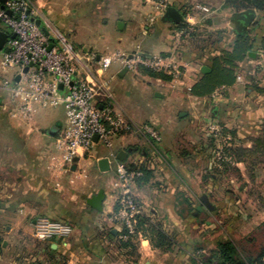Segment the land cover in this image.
Wrapping results in <instances>:
<instances>
[{"label":"crops","instance_id":"1","mask_svg":"<svg viewBox=\"0 0 264 264\" xmlns=\"http://www.w3.org/2000/svg\"><path fill=\"white\" fill-rule=\"evenodd\" d=\"M30 5L32 15L47 28L52 27V15L73 33L81 24L98 29L106 41L96 48L83 47L96 61L113 54L105 55L114 41L115 52L161 54L178 64L180 72L162 79L142 67L125 70L124 64L114 62L116 75L128 77L131 91L143 94L134 111L113 98L116 113L133 125H150L160 140L136 128L118 136L112 144L116 155L131 149L123 160L109 162L107 171L97 163L109 152L100 144L80 151L74 170L72 165L63 167L58 136L45 132L53 123L11 116L4 107L7 91L0 85V109L5 112L0 114V264H199L198 247L211 249L221 240L236 245L240 237L255 236L256 230L260 248L264 203L241 199L264 200V163L257 165L253 178L242 162H231L234 173L208 174L215 166L222 168L215 148L250 147L264 123V91L256 90L264 88V52L258 49L263 26L249 28V35H255L251 51L258 56L237 62L234 83L195 96L190 90L201 77V67L230 49L235 39L229 26L232 10L223 7V0H173L171 6L197 28L195 34L180 37L175 34L178 24L163 21L150 0H34ZM0 30L9 32L3 25ZM62 112L60 128L65 122ZM119 162L141 170L133 192L142 213L174 237L170 250L155 248L141 234L133 240V250L121 246V228L112 220L120 191L114 172ZM142 168L146 173L139 179ZM221 182L228 186L221 187ZM100 189L104 199L97 211L87 199ZM203 197L214 207L203 206L197 217H185L184 198L196 207ZM39 216L70 224V236L36 239ZM35 239L38 244L32 243Z\"/></svg>","mask_w":264,"mask_h":264},{"label":"built area","instance_id":"2","mask_svg":"<svg viewBox=\"0 0 264 264\" xmlns=\"http://www.w3.org/2000/svg\"><path fill=\"white\" fill-rule=\"evenodd\" d=\"M150 2L154 11L162 15L173 0ZM32 13L29 0H0V23L9 28L0 49V85L7 91L4 107L9 114L29 120L40 108L61 106L65 122L58 133V146L62 150L61 165L67 169L80 151L89 152L97 144L109 150L106 156L109 162L115 160L113 138L133 128L159 141L160 135L150 125H133L116 113L109 81L101 74L113 62H120L129 70L142 67L172 76L178 75L180 66L161 54L115 52L98 59V67L92 74L74 46L58 30L52 32L49 27L36 24ZM196 30L194 24L187 22L175 34L188 36ZM114 172L120 191L112 220L125 229L126 233L120 236L127 239L134 234L136 215L141 211L133 185L142 172L122 162L115 165ZM71 232L70 224L46 216L37 217L34 223V236L38 240L66 239Z\"/></svg>","mask_w":264,"mask_h":264},{"label":"trees","instance_id":"3","mask_svg":"<svg viewBox=\"0 0 264 264\" xmlns=\"http://www.w3.org/2000/svg\"><path fill=\"white\" fill-rule=\"evenodd\" d=\"M223 7L230 8L232 11H240L247 8L255 9L256 13L258 12L259 14H256L251 25L252 30L254 28L256 29L260 24L264 28V0H223ZM185 26H187V22L177 25L178 28ZM195 33L196 31L190 35ZM254 42L255 35L251 36L249 32L245 35H235L231 48L222 50L219 55L211 58L206 64L210 70L201 74L200 79L191 87V94L195 96H207L217 87L232 85L236 79L237 62L243 60L247 56V53L253 49ZM258 49L264 52V33L260 37ZM143 70L154 77L162 79L167 77L166 74L162 72H154L144 68ZM256 90L263 92L264 88L257 87ZM222 130L227 131L225 128H222ZM222 151V159L220 160L222 168H217L215 166L213 172L208 174L209 177H212L214 174H224L227 171L236 172V168L231 162H242L245 165L248 176L253 178L257 165L264 163V123L262 124L259 135L252 139L250 147L233 144V146H224ZM226 158H228V160H226ZM142 170L143 176L139 179H142L146 173L145 168H142ZM136 201L138 205H140L137 198ZM184 203L186 205L185 217H197L202 211L203 206H205L202 202L201 206L194 207L186 198H184ZM213 207L214 206H212V208ZM180 215L183 216L182 212ZM262 227L264 230V221L262 222ZM125 233V229L120 230V235ZM139 234L147 237L150 243L160 250H170L174 245V237L170 233L165 232L162 228V224L158 220H152L150 216L142 213V211L136 215L134 234H130L127 239H120L121 246L133 250L135 247L133 240L138 238ZM196 251L199 264H264V244L253 257L243 255L237 246L230 240L218 241L215 247L209 250L198 247Z\"/></svg>","mask_w":264,"mask_h":264},{"label":"rangeland","instance_id":"4","mask_svg":"<svg viewBox=\"0 0 264 264\" xmlns=\"http://www.w3.org/2000/svg\"><path fill=\"white\" fill-rule=\"evenodd\" d=\"M31 3L34 2V0H29ZM49 20L51 22V26H48L49 29L51 30L52 28V32L54 30H58L76 49V51L78 53H80V55L83 57L84 61H85V65H87L90 73L94 74V70L95 68L98 67V63L96 62V60L93 58H91L90 52L86 53L83 50V47H93L95 46V48L97 46H99L100 44H103L106 40H102L99 36V32L98 29H89L87 28L84 24L79 25L78 27H75V31L76 32H71L69 27H63L61 25L60 20H56V18L54 16H50ZM0 25H2L0 23ZM4 26V25H3ZM255 29V28H254ZM253 29V30H254ZM71 32V33H69ZM116 47L114 46V41H112L111 46L109 47V49L106 51L105 55L108 54H112L116 51ZM115 66L116 63H112L107 69H104V77L105 79H107L109 81L108 83V88L109 90L113 93V98L125 109L129 110V111H134L137 109V107H139L141 105V97H143L142 93H139L138 91H131L130 88V81L128 79V77L122 78L119 77L118 75H116L115 72ZM112 75V78H110V76ZM128 88V89H125ZM126 91H131L130 95H126ZM114 103V102H113ZM114 106V104H113ZM115 108V107H114ZM1 110V109H0ZM63 108L61 106L58 107H47V108H40L37 110L36 113H34L32 116H35L34 119H40L43 120L45 122H52L54 125L59 119H61L62 117V112ZM7 111V110H6ZM5 113L4 110H1V113ZM31 119V118H30ZM29 119V120H30ZM51 125V126H52ZM117 139V137L113 138V143L115 142V140ZM223 143V142H220ZM222 150L221 148H215V151H218L217 156H215L217 158V160H221L222 158H220L222 156ZM234 173V172H233ZM228 185L225 184V182H221V187L225 188ZM215 201V200H214ZM245 202V201H252V205H260L262 204V202L264 203V200L259 199H253V200H248V199H241V202ZM249 203V202H247ZM255 203V204H254ZM260 203V204H259ZM188 217H192V216H188ZM255 236H251L250 239H247V236H243L240 237V241L236 242V245L238 248H240V252L245 255V256H255L260 248H259V244L258 242V236H259V232L258 230L254 231ZM38 240H33V244H38ZM38 246V245H36ZM209 250V249H206ZM196 259H197V263L199 262L197 255H196Z\"/></svg>","mask_w":264,"mask_h":264},{"label":"water","instance_id":"5","mask_svg":"<svg viewBox=\"0 0 264 264\" xmlns=\"http://www.w3.org/2000/svg\"><path fill=\"white\" fill-rule=\"evenodd\" d=\"M255 16H256V11L253 8H247V9L240 10V11H232L230 14V18H229V26L231 27L233 34L234 35L248 34L249 28L252 25L255 19ZM162 20L165 22L180 24L184 22V17L177 8H175L174 6H169L164 12V14L162 15ZM35 22L36 24L41 25V21L39 19H36ZM43 30L46 34L49 33L45 28H43ZM11 36H14V35H11ZM7 37H8L7 33L5 31L0 30V49H2L3 44L6 41ZM247 56L251 58H256L258 56V53L249 51L247 53ZM126 69L127 67H125V70ZM209 70L210 69L205 65L201 67L202 73H206ZM17 79H18V76H16V80ZM59 87L62 88V85H60ZM60 126H61V123L56 122L50 128L46 129L45 132L50 136L56 137L58 136ZM96 139H97V136L95 135L94 140ZM130 149L131 148H128L127 150L119 151L118 154L116 155V158L118 160H123L127 152L130 151ZM77 161H78V157L75 156L73 158V164L71 168L72 170L75 169V165ZM97 163L101 171H107L110 169V164L107 158H100ZM103 199H104V192H103V189H100L96 194L92 195L90 198L87 199V204L93 209L97 211H101ZM202 202L206 207L212 208V206L208 203V200L205 197L202 198ZM197 208L201 209L200 207H197Z\"/></svg>","mask_w":264,"mask_h":264}]
</instances>
